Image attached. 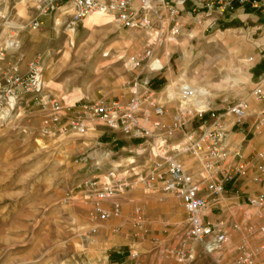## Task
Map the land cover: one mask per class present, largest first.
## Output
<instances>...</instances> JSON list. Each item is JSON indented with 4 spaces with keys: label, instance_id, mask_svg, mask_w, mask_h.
Wrapping results in <instances>:
<instances>
[{
    "label": "rangeland",
    "instance_id": "374dc122",
    "mask_svg": "<svg viewBox=\"0 0 264 264\" xmlns=\"http://www.w3.org/2000/svg\"><path fill=\"white\" fill-rule=\"evenodd\" d=\"M184 6L187 10L176 15L178 36L159 41L152 59L134 68L133 60L143 58L147 42L154 40L152 30H126L93 19L72 26L65 16L38 17L32 5L0 0V74L8 63L18 62L24 70L28 62L38 61L45 92L66 106L126 101L136 78L150 80L153 96L167 106V123L177 91L188 85L214 108L248 99L243 123H254L264 116V102L251 96L254 82L264 74L259 20L248 8L213 17L193 9L189 0ZM36 17L41 26L32 30L29 23ZM175 22L167 19L166 25ZM155 59L159 71L149 67ZM157 63L152 67L159 68ZM0 95V264H235L241 243L254 264H264L263 218L257 207L230 198L229 183L219 198L228 226L239 227L230 226V239L207 253L200 241L186 237V212L177 199V206H161L157 183L145 189L135 182L148 159L147 149L139 146L144 141L113 132L97 119L82 135L48 134L34 101L11 103L5 91ZM201 123L196 118L187 122L192 129ZM178 159L186 168L193 166L191 155ZM109 171L114 173L110 181L128 185L100 201L109 213L101 219L96 200L85 193L107 181ZM89 179L96 183L85 185Z\"/></svg>",
    "mask_w": 264,
    "mask_h": 264
},
{
    "label": "built area",
    "instance_id": "2783aa9c",
    "mask_svg": "<svg viewBox=\"0 0 264 264\" xmlns=\"http://www.w3.org/2000/svg\"><path fill=\"white\" fill-rule=\"evenodd\" d=\"M7 1V0H6ZM36 7L39 16H65L69 25L83 24L90 16H99L106 24H115L126 30H152L154 40L147 42L144 56L133 60L134 68H142L143 62H149L159 41L174 38L179 34L178 23L175 22L179 11H186L184 3L178 0L169 4L166 0H18ZM197 11L205 16L218 17L224 13L235 12L238 8H248L254 13L264 16V0H190ZM168 9V12H167ZM175 22L167 27L166 20ZM41 20L35 18L29 27L37 30ZM4 57V49H0V60ZM253 62L252 58H249ZM151 71H159L162 66L152 67ZM150 80L136 78L130 88L128 100L111 99L102 102H80L64 105L56 97L45 92L42 67L38 61H30L21 70L18 62L6 64L0 74V94L5 91L11 103L29 98L37 105L43 116V131L48 134L66 135L70 133L84 134L95 119L113 132H119L127 138L141 139L148 151V159L142 165L146 167L135 173V182L145 189L157 183L162 192L178 198L186 212L185 235L189 239L200 241L204 251L213 252L228 241V236L219 223L204 219L203 210L210 207L217 197L226 190V185L235 184L239 176L255 165L253 158L243 156L239 147H229L226 138L228 124L240 126L241 120L250 108L248 99H238L222 107L214 108L205 102L204 94L192 86L183 85L177 91L176 106L170 122L163 119L168 109L165 104L157 102L149 86ZM1 96V95H0ZM251 96L264 102V74L258 78L252 88ZM264 111V107L262 109ZM190 118L202 120L197 129H192L187 122ZM181 136L175 138V133ZM179 155L197 157L205 174H216L217 177L207 185L202 193L195 180ZM132 158L129 164L134 163ZM254 179L262 182L264 165L257 166ZM107 181L101 186L85 193V198L96 200L95 209L101 219L109 213L103 209L100 201L113 197L122 191L128 182L110 181L112 171L106 174ZM97 178V175L94 176ZM91 183V184H90ZM96 182L85 180L84 184ZM248 203L264 213V192L248 198ZM139 210V209H137ZM115 212H119L118 204ZM247 214V211H244ZM264 233V227L261 228ZM132 252V256H136ZM235 264H254L253 255L247 249H241Z\"/></svg>",
    "mask_w": 264,
    "mask_h": 264
},
{
    "label": "crops",
    "instance_id": "0c3cea01",
    "mask_svg": "<svg viewBox=\"0 0 264 264\" xmlns=\"http://www.w3.org/2000/svg\"><path fill=\"white\" fill-rule=\"evenodd\" d=\"M190 1V0H189ZM192 3V2H191ZM193 7L195 5L192 3ZM244 10L242 8H238L239 10ZM251 11V10H250ZM253 17L257 18L259 20L260 26H258L259 29V37H260V43L258 44V52L261 53L260 60H264V16L258 15L253 12ZM254 64H257L256 62ZM158 66H160L159 63H157ZM242 125L236 126L228 124L229 130L227 133L226 141L229 145V147H239L242 150L243 156L246 158H253V161L255 162L254 166L249 167L244 174L239 176L238 180L235 184H229L228 191L231 192V199H236L238 201H241L242 203H245L247 205H250L248 203V198L264 192V179L262 182H257L254 177L256 176L258 170V165H264V116H259V118L256 119L254 123H250L248 126H244L243 119L241 120ZM193 160V166H188L187 169L193 173V176L195 180L199 183L200 190L202 193H205L207 190V185L209 182L214 181V179L217 177L216 174H205L201 165L200 160L197 157H194ZM227 191V190H225ZM160 204L163 205H171V206H177V201L180 204V201L178 198L171 194H167L162 192ZM219 199L218 203L216 204L213 202L210 207L209 211H206L204 213V219L211 221L213 223H219L225 233L228 236V240L230 239L231 233L229 232V228H238V223H231L228 226V218H225L224 215V208L221 204L222 199ZM177 199V201H176ZM215 203V204H214ZM221 207L222 211L220 212H214L213 208L215 207ZM260 216L263 218L264 221V213L260 212ZM231 226V227H230ZM251 229V227H249ZM249 229V230H250ZM262 232V231H261ZM221 247V246H220ZM219 248V247H218ZM241 249H246L244 244H239L237 246V254Z\"/></svg>",
    "mask_w": 264,
    "mask_h": 264
},
{
    "label": "bare ground",
    "instance_id": "6f19581e",
    "mask_svg": "<svg viewBox=\"0 0 264 264\" xmlns=\"http://www.w3.org/2000/svg\"><path fill=\"white\" fill-rule=\"evenodd\" d=\"M87 19H93V20H99V21H104L106 22L103 18L99 17V16H90V17H87L85 20ZM224 73H222L221 75H223ZM224 78L226 79V76H224ZM227 80V79H226Z\"/></svg>",
    "mask_w": 264,
    "mask_h": 264
}]
</instances>
